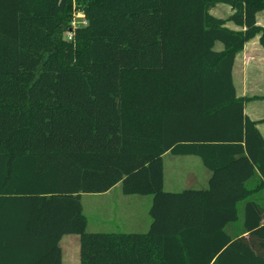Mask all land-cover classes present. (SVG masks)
Wrapping results in <instances>:
<instances>
[{"label": "trees", "instance_id": "obj_1", "mask_svg": "<svg viewBox=\"0 0 264 264\" xmlns=\"http://www.w3.org/2000/svg\"><path fill=\"white\" fill-rule=\"evenodd\" d=\"M219 3L228 18L210 12ZM260 11L264 0H0V264H62L66 234L81 236V264H264V207L246 200L264 179V137L244 111L258 97L233 80L245 43L264 46ZM167 151L200 156L209 188L166 191ZM118 183L153 196L147 232L87 230L82 194ZM244 200L249 237H233Z\"/></svg>", "mask_w": 264, "mask_h": 264}, {"label": "crops", "instance_id": "obj_2", "mask_svg": "<svg viewBox=\"0 0 264 264\" xmlns=\"http://www.w3.org/2000/svg\"><path fill=\"white\" fill-rule=\"evenodd\" d=\"M219 9L226 10L227 15L224 16L222 14L217 13V10ZM210 12L216 17L228 18L233 13V9L228 4L219 3L215 7H213ZM257 22L259 25L264 26V11H260L257 13ZM225 25L232 30L243 29L242 27L236 25L233 21H227ZM222 48L223 45L220 42H217L216 49L221 50ZM233 80L238 97H258L246 101L244 111L252 120L259 121L257 127L264 137V46L260 42V35H257L256 37L246 42L243 49L237 53L233 67ZM169 154H172L176 158L178 156H193L192 154L176 155L171 153L170 151L164 153V189L166 186L165 157ZM212 173L213 172L208 167H206V170H200L196 173L185 171L184 175H186L188 179L187 185L185 188L178 191H182L185 189L203 190L209 188ZM184 175L182 174L181 176ZM173 184L174 186H176V181L171 182V185ZM246 184L249 188L252 187L255 189V191L250 194L246 200H255L264 207V179L262 175L257 171L254 177L249 179ZM118 185L119 183L106 192L82 194V205L84 213L88 219L87 230L89 232L144 233L149 230L152 223V217L150 218V208L152 204L150 205V203L151 200L153 203V196L152 199H144L136 197V195L138 194L128 195L124 192V194H122L124 196H121L119 200H117V202L111 205L108 209V221H110L108 225L112 226L111 228L115 229L112 231H93L89 229L90 221L86 212V197H89L88 202H90L92 200H96L92 198L94 196H100L102 198L109 196L112 194V191L116 187H118ZM165 190L177 192V190L173 189ZM105 199L103 200V202H107V200ZM245 203V200L239 203L238 220L236 222L230 223L227 227V230L230 234L233 235V237H249V233L243 231V222L245 220ZM60 246L62 248V264H81V236L79 234L64 235L60 240Z\"/></svg>", "mask_w": 264, "mask_h": 264}, {"label": "rangeland", "instance_id": "obj_3", "mask_svg": "<svg viewBox=\"0 0 264 264\" xmlns=\"http://www.w3.org/2000/svg\"><path fill=\"white\" fill-rule=\"evenodd\" d=\"M217 13L222 14L224 16L227 15L226 10L219 9L217 10ZM78 22L82 23L83 18L77 17L76 19ZM67 37V34L65 35ZM166 160V186L165 189H173V190H181L186 187L187 185V176L184 175L185 171L190 172H199L200 170H206L205 165L202 162V159L199 156H178L177 158L173 156L172 154H169L165 157ZM180 171V172H179ZM184 176H181V175ZM177 183L176 186L171 185V182ZM122 192V193H121ZM122 184L119 183L118 187H116L112 194L106 197H103L107 202H103V198L100 196H94L92 198L96 200H92L88 202V198L86 197L85 203H86V212L89 217V229L93 231H112L115 228H111L112 226H109L108 217H109V207L113 205L122 195ZM136 197L139 198H148L152 199V195H136ZM135 202V201H134ZM145 202V200H144ZM150 202V200H149ZM152 204V200L150 205ZM136 207V204H135ZM142 208V206H141ZM151 218V216H150Z\"/></svg>", "mask_w": 264, "mask_h": 264}, {"label": "built area", "instance_id": "obj_4", "mask_svg": "<svg viewBox=\"0 0 264 264\" xmlns=\"http://www.w3.org/2000/svg\"><path fill=\"white\" fill-rule=\"evenodd\" d=\"M77 17H82L83 18V21L82 23L78 22L76 19ZM87 24V19L85 18V14L82 12V11H78L76 12L75 16H74V19L72 21V26L73 28L75 29L76 27H79V26H82V25H86ZM73 36V32L72 31H69L67 33V38H72Z\"/></svg>", "mask_w": 264, "mask_h": 264}]
</instances>
